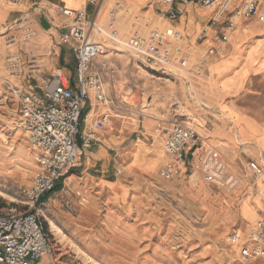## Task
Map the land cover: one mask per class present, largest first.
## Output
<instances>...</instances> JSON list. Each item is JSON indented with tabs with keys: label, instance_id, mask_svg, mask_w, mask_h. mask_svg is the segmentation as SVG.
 Here are the masks:
<instances>
[{
	"label": "crops",
	"instance_id": "crops-1",
	"mask_svg": "<svg viewBox=\"0 0 264 264\" xmlns=\"http://www.w3.org/2000/svg\"><path fill=\"white\" fill-rule=\"evenodd\" d=\"M156 1L99 0L97 4H92L90 0H24L19 3L0 0V27L3 29L18 22L14 29L0 35V76L7 78L9 73L14 79H9L10 83L36 92L40 91L42 82L56 72L74 79L72 76L76 74L77 58L72 48L61 42V35L72 18L64 15L63 9L86 8L89 16L104 26L115 19L114 28L118 37L126 40V36L136 28V16L159 12L161 7L158 6L159 0ZM177 5L183 11L176 21L178 28L192 43H199L201 30L212 12L207 9H197L195 12L193 8H186L188 5L178 2ZM234 22L235 31L228 44L227 55L214 60L206 68L207 73L200 76L196 101L188 100L181 80L155 75L157 79L171 82L174 86L149 80L157 85L152 90L157 97L165 98L162 101L151 98L148 105L141 107V112L127 106L129 112L124 115V112L112 110L108 105L112 103L116 108L120 107L113 98L105 104L90 92L81 131H97L101 143H93L92 147L87 148L79 138L82 153L79 167L59 181L61 192L65 191L69 203L72 201L78 208L83 205L91 215L100 216L107 229L113 232L120 230L127 241L128 238L130 242L137 237H141V240L149 238L150 230H146L142 236L136 234L139 223L150 221L148 214L134 212L141 208L140 204L143 206L145 199L140 200L131 193L126 181L134 173H156L172 160L171 155L162 152L164 138L157 133L168 117L162 109L168 107L174 93L179 107L185 106L186 109L188 106L195 119L193 123L198 135L188 151L192 161H199L208 148L215 147L235 167L232 172L237 176L238 189L230 201L238 203V210L233 217L242 220L241 234L244 237L248 235L264 210V173L256 176L249 167L252 161L264 166V8H260L253 18L234 19ZM27 28L34 31V36L29 39L22 34ZM117 55L111 51L98 57L102 58L101 62L96 61L98 58L94 61L99 66L103 61L113 65V76L109 73L103 77L101 73L107 95L112 90L120 92L121 69L119 59L115 58ZM11 57L18 58V67H14ZM3 90L6 87L3 86ZM135 113L136 116H143L138 119L140 126L132 122ZM105 114L111 116L109 123L105 129L97 130L95 123ZM126 116L132 121H126ZM121 167L125 175H122ZM117 169L121 173H117ZM233 190L226 189L228 192ZM74 193L82 195V200L70 196ZM65 194H61V199L58 196L51 199V205H62ZM122 208L124 212L121 213L119 210ZM70 215L73 220L78 219L73 213ZM86 231L84 229V240L81 236L80 239L85 244V251H88L92 237ZM61 256L62 253L44 255L39 264H68L61 260Z\"/></svg>",
	"mask_w": 264,
	"mask_h": 264
},
{
	"label": "built area",
	"instance_id": "built-area-1",
	"mask_svg": "<svg viewBox=\"0 0 264 264\" xmlns=\"http://www.w3.org/2000/svg\"><path fill=\"white\" fill-rule=\"evenodd\" d=\"M5 1L19 3L24 0ZM90 1L97 4L99 0ZM237 1L200 0L202 7L213 14L201 30L199 43H192L176 24L182 12L177 2L188 5L193 4V0H160V10L169 25L135 32L126 40L118 37L115 19L104 26L90 17L86 8L62 10L64 15L72 18L61 35V42L70 46L77 58L74 80L56 72L42 82L39 92L3 80L7 89L4 92L6 103L19 105V116L13 120L35 150L36 172L30 185L24 188L27 199L22 201V206L15 204L0 208V264H39L41 258L55 248L37 213V205L77 166L82 155L79 138L87 148L93 143H101L97 131H81L90 92L100 102H108L101 71L114 75L108 61L102 62L99 66L102 69H96V58L111 51L124 52L152 73L181 80L188 100L196 101L200 76L207 73L206 68L214 60L227 55L235 31L234 19L251 18L259 12L260 0H240L239 10L227 18V12ZM17 23L5 26L4 30L0 27V35L14 29ZM23 33L28 39L34 31L27 28ZM10 61L18 67L17 57H11ZM110 117L105 114L97 120L96 129H105ZM197 135V130L187 125V121L173 123L164 142V151L172 156V160L161 171L162 177L172 178L186 168L188 151ZM249 167L256 176L264 173V166L257 162H249ZM197 171L204 180L223 188L233 189L237 184V176L215 147L208 148ZM117 173L121 170L117 169ZM231 243L237 246L243 259L264 258V210L248 235L243 238L235 233Z\"/></svg>",
	"mask_w": 264,
	"mask_h": 264
},
{
	"label": "rangeland",
	"instance_id": "rangeland-1",
	"mask_svg": "<svg viewBox=\"0 0 264 264\" xmlns=\"http://www.w3.org/2000/svg\"><path fill=\"white\" fill-rule=\"evenodd\" d=\"M260 1L262 9L264 0ZM239 5H234L227 12V18H231L239 10ZM158 6L161 7L160 0ZM186 8L189 10L193 8L195 12L197 9L200 11L205 9L200 0H193V4H188ZM158 11L146 16H136V28L126 38L138 31H147L155 27L164 28L169 25L164 18V13L160 9ZM182 13L183 11L180 17ZM179 30L184 34L182 29ZM29 31L33 30L29 29ZM22 34L24 36V33ZM115 53L119 54L115 58L119 59L121 87L119 93L114 90L109 92L108 101L113 98L115 104L120 107L116 108L114 104L108 103L112 110H119L126 115L129 112L127 106H133L136 112H141V107L148 105L151 98H157L158 101L165 98L157 97L155 91H152L157 85L150 83L149 80L173 85L171 82L157 79L156 77H160L159 74L139 66L124 52ZM96 61L101 62L102 58ZM94 65L96 69H102L99 68L98 63L94 62ZM101 73L103 77L109 74L104 70ZM7 75V78L0 76V208L15 204L22 206V201L27 199L24 188L30 185L36 172L35 150L13 120L19 116V105L16 102L6 103L4 97L7 89L3 90V80H14L9 73ZM149 91L152 93L149 94ZM174 96V93L171 94L172 100H169L168 107L162 109L168 117L157 133L164 138L161 147L163 153H165L164 142L173 123L188 121L187 125L196 129L193 123L195 119L189 112L188 106L186 109L185 106L179 107L180 104ZM132 116L135 120L132 121L126 116V121L130 120L138 126V119H142L143 116H136V113ZM201 160L202 158L193 162L188 156L186 168L172 178L161 176V171L167 168L171 161L156 173L129 175L126 182L130 186V192L140 200L145 199L143 206L140 204L141 208L134 212H144L150 216V221L139 223L136 230L138 236H142L146 230L151 231L149 238L143 240L137 237L130 242L131 240L128 238L127 241L120 230L110 231L100 216L91 215L83 205L78 208L72 201L69 203V200L67 201L69 197L65 191L61 192L62 188L60 192L46 194L37 205V213L45 224L55 247L49 255L62 253L61 260L67 261L68 264H264V258L243 259L237 246L231 243V237L235 233L244 238L240 231L242 220L233 217V214L237 213L238 203L230 201L231 197L237 194L238 188L235 186L236 188H233L235 190L228 192L227 188L204 180L197 171ZM80 162L81 158L76 167H79ZM1 163L6 165L2 166ZM228 164L234 171L235 167L231 163ZM122 170V175H125L123 168ZM61 194H65L63 195L64 203L53 207L51 199L57 196L61 199ZM70 196L82 200V195L77 193ZM123 208L118 210L122 213ZM71 213L78 219L73 220ZM52 224L59 227L62 234L53 232ZM84 229H87L86 232L92 237L88 251H85V244L80 239L81 236L84 240Z\"/></svg>",
	"mask_w": 264,
	"mask_h": 264
},
{
	"label": "bare ground",
	"instance_id": "bare-ground-1",
	"mask_svg": "<svg viewBox=\"0 0 264 264\" xmlns=\"http://www.w3.org/2000/svg\"><path fill=\"white\" fill-rule=\"evenodd\" d=\"M98 58V57H97ZM96 58V59H97ZM113 66V65H112ZM112 66H110V68L112 67ZM113 68V67H112ZM2 164V166H5L6 164H4V163H1ZM1 171V170H0ZM2 173V172H1ZM5 173V172H4ZM1 175V174H0ZM1 177V176H0ZM52 229H53V232H55V233H60L61 232V230H60V228L59 227H57L55 224H52Z\"/></svg>",
	"mask_w": 264,
	"mask_h": 264
},
{
	"label": "trees",
	"instance_id": "trees-1",
	"mask_svg": "<svg viewBox=\"0 0 264 264\" xmlns=\"http://www.w3.org/2000/svg\"><path fill=\"white\" fill-rule=\"evenodd\" d=\"M60 188H61V186H60V183H59V184H57V186L55 187V189H54L52 192L59 191ZM52 192H51V193H52ZM44 225H45V224H44ZM45 228H46V226H45ZM46 230H47V229H46Z\"/></svg>",
	"mask_w": 264,
	"mask_h": 264
}]
</instances>
